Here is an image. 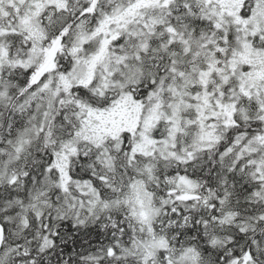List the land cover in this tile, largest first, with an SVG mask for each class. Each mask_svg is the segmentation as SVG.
<instances>
[{"label": "snow or ice", "instance_id": "1", "mask_svg": "<svg viewBox=\"0 0 264 264\" xmlns=\"http://www.w3.org/2000/svg\"><path fill=\"white\" fill-rule=\"evenodd\" d=\"M0 264H264V0H0Z\"/></svg>", "mask_w": 264, "mask_h": 264}]
</instances>
